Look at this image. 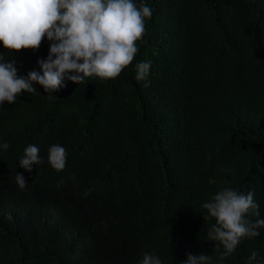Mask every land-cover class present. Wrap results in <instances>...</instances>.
I'll return each instance as SVG.
<instances>
[{
	"label": "trees",
	"instance_id": "1",
	"mask_svg": "<svg viewBox=\"0 0 264 264\" xmlns=\"http://www.w3.org/2000/svg\"><path fill=\"white\" fill-rule=\"evenodd\" d=\"M153 9L133 62L115 79L85 78L45 93L34 83L0 105V264H208L264 256V228L234 253L210 241L202 205L226 187L254 191L264 219V0H133ZM50 42L18 53V76ZM151 61L150 87L135 65ZM42 163L20 166L28 145ZM61 145L62 171L48 162ZM227 169V171H225ZM27 181L21 190L15 180Z\"/></svg>",
	"mask_w": 264,
	"mask_h": 264
},
{
	"label": "clouds",
	"instance_id": "2",
	"mask_svg": "<svg viewBox=\"0 0 264 264\" xmlns=\"http://www.w3.org/2000/svg\"><path fill=\"white\" fill-rule=\"evenodd\" d=\"M153 9L133 0H0V44L18 53L22 49H39L46 37L50 42L46 59H39L42 75L32 70L18 76L16 61H7L0 54V105L5 101L14 104L22 92L33 93L35 84L43 86L45 93L65 86V79L80 84L88 77L115 79L129 66L137 52V42L143 40L145 21ZM151 61L135 65V79L150 87L148 80ZM4 142L0 148L7 150ZM66 150L61 145L49 148L48 162L57 171L65 168ZM39 148L28 145L20 158V166L32 171L42 163ZM227 171V169H225ZM23 190L27 181L23 174L15 177ZM215 223L207 228L210 241H219L224 251L223 260L235 252L243 237H257L264 228V219L251 222L246 216L259 217V204L254 191L247 194L231 187L217 192L210 202L202 205ZM209 255H187L182 264H208ZM138 264H162L153 253H144ZM247 264H264V256L252 251Z\"/></svg>",
	"mask_w": 264,
	"mask_h": 264
}]
</instances>
